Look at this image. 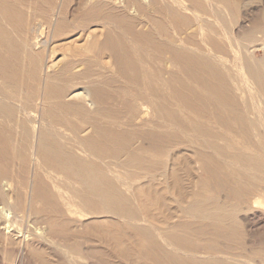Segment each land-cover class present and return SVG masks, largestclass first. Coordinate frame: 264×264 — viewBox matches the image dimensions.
<instances>
[{
  "label": "bare ground",
  "instance_id": "obj_1",
  "mask_svg": "<svg viewBox=\"0 0 264 264\" xmlns=\"http://www.w3.org/2000/svg\"><path fill=\"white\" fill-rule=\"evenodd\" d=\"M250 1L0 0L6 255L42 260L17 227L35 216L61 227L68 264H264V0ZM75 210L100 219L72 228Z\"/></svg>",
  "mask_w": 264,
  "mask_h": 264
},
{
  "label": "rangeland",
  "instance_id": "obj_2",
  "mask_svg": "<svg viewBox=\"0 0 264 264\" xmlns=\"http://www.w3.org/2000/svg\"><path fill=\"white\" fill-rule=\"evenodd\" d=\"M252 2V3H251ZM259 2V3H258ZM254 3V4H253ZM249 4V5H248ZM246 6H260L261 0H252ZM259 4V5H258ZM71 42L73 40H70ZM264 203L261 208H257L259 213H264ZM78 211V212H77ZM92 220H99L100 218H95L90 216H83L80 214L79 210H75L73 213L68 214V220H72L70 226L72 228L81 229L79 224L82 222H87ZM25 226V227H24ZM1 227V226H0ZM18 230L20 231V235L26 236V242L28 241L31 247H39L43 251L42 260L33 257L30 251L26 252V257L23 261H18L14 259L4 252L2 238L0 237V264H68V250L62 246L60 243L63 241V237L61 234L57 232L61 229L60 226H57L53 229V233H51L48 227L41 221V217L32 216L27 219L26 222H18L17 224ZM45 227V228H44ZM39 228V229H37ZM64 229L68 230V225L64 227ZM2 230L0 229V236ZM16 237V234H14ZM22 236V237H23ZM16 239H20L17 237ZM77 239L82 242V249L85 253H87V246L90 247L95 244L92 240V236H81L78 235ZM15 239H11L14 241ZM65 241H68V236H65ZM46 242V243H45ZM42 243V244H41ZM85 244V245H84ZM91 257V256H89ZM82 261L81 258H79ZM27 260V261H26ZM16 261V262H15ZM84 264H102L98 262L96 259H87L84 260Z\"/></svg>",
  "mask_w": 264,
  "mask_h": 264
}]
</instances>
